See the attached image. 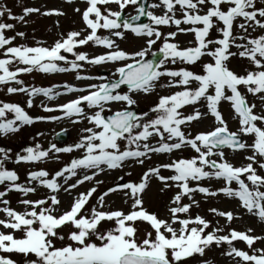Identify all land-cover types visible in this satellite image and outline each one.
Wrapping results in <instances>:
<instances>
[{"label": "snow or ice", "instance_id": "6c2138e0", "mask_svg": "<svg viewBox=\"0 0 264 264\" xmlns=\"http://www.w3.org/2000/svg\"><path fill=\"white\" fill-rule=\"evenodd\" d=\"M72 3L73 0H66ZM85 10L81 18L90 30L82 39L81 32H69L66 38L57 40L52 46H11L16 37L23 38L25 33L16 32L6 36V31L13 30L12 23L0 22V50L5 58L0 59V85L7 87V92L25 93L30 97L27 104L32 107V97L43 95L54 99L61 95L53 88H26L17 77L33 71L41 73L77 72L76 79H96L81 76L79 70L84 62L88 65L119 64L112 73L116 79L100 84H90L87 88L70 85L63 87L69 93L87 92L72 101L59 106L64 117H78L72 123L86 119L93 127L83 129L88 133L73 146L57 147L52 144L42 150L24 149L25 155H17V163H37L49 157V153H69L74 149H83L80 159H74L70 165L55 172L49 179L45 170L29 173V181L36 182L49 190L46 198L22 199L23 211L10 207L5 197L9 192H18L23 196L35 193V187L17 183L19 176L15 171L4 168L8 152L0 149V264H17L8 255L22 257L23 264H191L190 258L203 257L206 249L212 245H227L224 255L239 258L238 264H264V249H254V254L238 250L234 241H243L251 249L256 240L262 237L249 235L248 232L231 230L219 235L224 230L212 227L210 222L200 215H192V208L199 207L194 199L195 193L205 197L223 195L238 198L240 206L248 213L264 222V0H159L152 3L151 9H162V15H156L141 3V0H84ZM116 5L119 11H112L110 5ZM133 6L136 15L125 18V9ZM178 6V7H177ZM75 11L80 12L77 8ZM177 11L181 18H176ZM40 12L38 8H25L22 16H14L7 7L0 5V18L23 22L25 17ZM59 11L44 12L43 15H63ZM147 17L150 23H140ZM187 27H181V25ZM169 29L165 34L161 27ZM104 29L109 36L97 35ZM260 30L257 35H253ZM130 32L144 40L146 46L126 52L117 44V39L124 40ZM192 34V46L181 48L176 41L179 34ZM115 37L116 39H113ZM102 46L107 51L90 58L85 52L76 49L89 43ZM159 42V44H158ZM39 43V42H38ZM158 46L163 59L153 51ZM234 49V50H233ZM62 53L71 54L69 60ZM149 55L154 59H148ZM209 58L203 62L202 58ZM236 58L241 61L242 73L230 64ZM63 62L65 66H59ZM201 72L187 67L173 70L168 65H197ZM14 64L24 65L10 70ZM161 78H167L166 83ZM126 85L127 91L121 93ZM157 87L179 89L169 95H158L157 103L150 112L138 115L134 110L137 100L134 94L149 95ZM241 89L244 90L242 93ZM259 96L261 107L249 103L246 96ZM222 102L229 103L238 119L239 127L231 131L220 110ZM119 103L123 110L105 117L108 107ZM198 104L206 109L201 112ZM95 109L92 114L85 112V107ZM185 106H192L193 111L185 114ZM57 109L44 107V111ZM6 112L14 113L15 119L0 122V135L16 133L20 125H31L37 120H59L62 117H30L19 105L0 104V121ZM154 114V115H153ZM211 116L213 128L194 136L184 129L193 122ZM17 121L19 124H17ZM66 131V130H65ZM59 135V134H58ZM243 137H251L248 144ZM156 139V145L150 143ZM123 145V147H122ZM134 146V147H133ZM190 148L196 154L191 158H178L170 163L150 167L139 182H125L110 188L97 200V206L88 209L85 206L96 193L92 187L87 192H80L73 199L69 208L60 211L61 201L58 193L92 181L101 172L122 168L126 162L143 165L151 159V154H171L174 151ZM225 149L232 152L251 151L244 159L248 163L234 166L225 157ZM216 157V159H212ZM168 169L171 175H161V169ZM85 170L72 184L64 187L58 183L63 177L65 184L78 176L77 170ZM91 171V175L88 174ZM67 173V175H65ZM130 175V173H129ZM151 178L160 181L164 188L178 189L168 207L169 217L160 218L155 212L144 207L143 194ZM123 180V177H120ZM222 180L224 185L217 190L201 186L204 180ZM247 181V182H246ZM195 182V186H191ZM101 181H97V184ZM235 183L238 188L231 185ZM112 193H122L131 200L130 210L103 211L105 197ZM190 203H183L184 198ZM127 203V200L125 201ZM211 212L226 217L231 222V212ZM146 224L141 238V225ZM211 228V231H207ZM150 229V230H149ZM204 264H211L204 261Z\"/></svg>", "mask_w": 264, "mask_h": 264}, {"label": "rangeland", "instance_id": "374dc122", "mask_svg": "<svg viewBox=\"0 0 264 264\" xmlns=\"http://www.w3.org/2000/svg\"><path fill=\"white\" fill-rule=\"evenodd\" d=\"M152 3H159V0H150V5ZM0 5H3L12 11L14 16H22L24 14L25 8H38L40 12L33 13L25 17L23 22L8 20L7 16L4 18H0V22L12 23L15 25L13 30L6 31V36H13L16 32H23L25 36L23 38L16 37L13 41V45L11 46H44L50 47L57 40H60L62 37L66 38L67 34L72 31L78 32L80 28L84 24L81 13L86 8V3L84 0H73L72 3H67L66 0H0ZM149 5V10L153 11L156 15H162V9H151ZM112 11H119L116 5L108 6ZM178 7V6H177ZM79 8L80 12L75 11V9ZM49 11H59L64 13L63 15H43L44 12ZM125 18H130V16L136 15L133 6H129V8L125 9ZM176 18H181V14L177 11ZM147 23H150L148 20ZM83 27V28H84ZM181 27H187L186 25H181ZM175 30V26H172L171 29L167 27H161V31L167 34L168 31ZM90 31V30H89ZM260 30H257L253 35H257ZM81 32V39L87 35V32ZM97 35L100 36H109V32L104 29H100L97 32ZM126 38L124 40L117 39V44L122 50L126 52H134L144 46V40L141 38L135 37L130 32L125 33ZM113 39H116L113 37ZM193 40L192 34H179L176 37V41L180 44L181 48L192 46L190 42ZM39 42V43H38ZM159 44V42H158ZM234 50V49H233ZM78 52H85L88 54L90 58L102 55L107 50L102 46H97L92 44L91 42L88 45H84L76 49ZM153 51L158 52V46L153 47ZM3 50H0V59L5 58L3 56ZM69 60L74 59L71 54L62 53ZM151 57L149 55L148 59ZM203 62H208L209 58H202ZM59 66H65L63 62H58ZM83 67L79 70V74L81 76H91L96 77V79L90 80H78L76 79L77 72L69 71L64 73H41L37 71H33L31 73H22L17 78L23 81V86L26 88L39 87V88H53L55 92H67L63 87L64 85H70L77 88H87L90 84H100L107 82L108 80H114L116 77L112 75L113 72L116 71V68L120 66L119 64H103V65H88L84 62H80ZM197 65H168V67L173 70H178L180 67H187L192 71L201 72L202 69ZM241 61L233 58L230 67L235 69L238 72L242 73V68L240 67ZM17 67L23 68L24 65L14 64L10 66V70L15 71ZM162 83L167 82V78H161ZM20 87L12 83L11 85H0V104L1 103H11L19 105L24 111L32 118L36 117H62L59 120H37L31 125H20L19 131L16 133H9L7 135H2L4 139L9 143H15V150L20 151L19 154H12L8 156V159L4 161V168L10 171H15L19 176V180L17 183H20L25 186L35 187L37 191L35 193H30L28 196H23L18 192H9L8 196L5 197L10 201V207L17 211H23L24 206L20 203L22 199H41L46 198L49 195V190L41 187L36 182L29 181V173L34 171L45 170L49 173V179L53 178L55 172L61 170L63 167L70 165L71 161L74 159H80L83 157L84 150L83 149H74L69 153H49V157L43 161L37 163H17L16 157L17 155H25L26 153L21 152L27 147H33L37 144L41 146L42 150H47L50 148L52 144H55L57 147H69L78 143L83 136H86L88 133L82 131L83 129L89 128L92 125L86 119H81L79 123H72L73 119H80L78 117L67 118L63 116V113L59 111V106L70 102L72 99L67 96L61 97L58 99H49L43 98L42 95H37L32 97V107H28V100L30 97L25 93H8L7 87ZM179 89L176 88H161L157 87L156 91L149 94H134V99L137 100V105L134 106L133 109L137 110L138 115H142L144 112H150L151 107H153L158 100V95H169L174 93ZM127 89L122 90L123 94ZM242 93L244 92L241 89ZM248 102L256 103L258 108L261 107V101L259 96L253 97L251 94H247L246 96ZM44 107H49L53 109H57L56 111L46 112L44 111ZM85 112L89 115L92 114L95 109H88L86 106ZM111 111H105V114H114L116 111L123 110V106L119 103H113L108 106ZM196 107L200 109L201 112H204L206 109L202 106V104H198ZM220 110L224 115L228 123V127L231 131H236L239 127L238 119L235 118L234 111L231 109L229 103L222 102L220 106ZM185 114H190L193 111L192 106H185L184 109H181ZM154 115V114H153ZM9 119H15L14 113L8 112L5 115L2 121L6 122ZM17 124L19 122L17 121ZM213 118L208 116L202 119L200 122H193L190 127L185 128L184 130L188 133H191L192 136L200 133L207 132L212 130L213 128ZM67 131L69 133L68 141L64 144H58L54 141L55 135L62 131ZM25 134V137L28 141L25 143L19 142V135ZM243 140L248 144L252 143L251 137H243ZM150 143L156 145V139H151ZM123 147V145H122ZM134 147V146H133ZM3 154L0 153V156ZM196 154L190 148H185L183 150L174 151L171 154H151V159L145 160L143 165L140 164H132L131 162H126L125 165L120 169L108 170L101 172L99 175L95 176L92 181H86L84 184L79 185L77 188L72 189L71 192H65L63 188L57 194L58 198L61 201L60 211H65L69 208L73 199L80 192H87L92 187L97 189L96 193L93 194V197L89 200V203L85 206L86 209L97 206V200L100 195H103L110 188L115 187L118 184H123L125 182H139L141 180L142 175L150 168L157 167L162 164L170 163L172 160L178 158H191ZM246 155H251V151H239L232 152L231 150L225 149V157L226 159L232 163L234 166L239 167L243 164L248 163L244 159ZM212 159H216V157H212ZM82 173L76 178L73 177L67 184L64 182V187L75 182L77 178H79ZM130 173V175H129ZM91 175V171L88 172ZM171 171L168 169H161V175L169 176L171 175ZM261 175H264V171L260 172ZM67 175V173L65 174ZM123 177V180L120 179ZM97 181H101V183L97 184ZM247 182V181H246ZM201 186H205L210 188L211 190H217L224 185L222 180L218 181L215 179L212 180H204L200 182ZM191 186H195V182H192ZM234 189L238 188V186L233 183L231 185ZM0 190H4V185L0 184ZM178 189L175 187L164 188V185L156 180L155 178H151L149 181V186L143 194L144 199V207L147 208L150 212H155L160 218L167 219L169 217L168 207L171 205L172 197L176 194ZM194 199L199 202V207L195 206L192 208V215H200L204 217L206 220L210 222L212 227L222 228L224 231L218 233L219 235H224L230 232L231 230H236L238 232H248V229H252L249 235L262 237V239L256 240L250 249L247 244L243 241H234L233 246L238 250L246 251L249 254H254V249L261 248L264 249V222H261L258 217L253 216L248 213L245 209H243L240 204L241 202L238 198H228L223 195H219L216 197H205L203 194L195 193ZM127 200V203L125 202ZM183 203H190L187 197L184 198ZM131 200L128 199L127 196L122 193H112L109 196L105 197V207L103 211H111V210H122L127 213L130 210ZM217 209L218 211L223 212H231L233 213L234 219L231 222L227 221L226 217H221L211 212L210 209ZM3 214H0V219H3ZM145 228H149L146 224L141 225L140 235L141 238L143 236V231ZM150 230V229H149ZM0 231H5L0 228ZM207 231H211V228ZM228 249L227 245H221L217 247L216 245H212L210 249L205 250V254L203 257L195 256L190 258L191 264H204V261H210L211 264H238L239 258L229 257L224 255ZM8 255L12 259L17 261V264H23L22 257L16 254H3Z\"/></svg>", "mask_w": 264, "mask_h": 264}, {"label": "bare ground", "instance_id": "6f19581e", "mask_svg": "<svg viewBox=\"0 0 264 264\" xmlns=\"http://www.w3.org/2000/svg\"><path fill=\"white\" fill-rule=\"evenodd\" d=\"M84 27V26H83ZM80 28L79 30H78V32L79 31H82V32H87V34H88V32H89V30H87V31H84L85 29H86V27H84V28ZM81 95H85V92H75V93H67V94H64V96H70V98L72 99V98H77L78 96H81ZM44 98H46V100H48V98L47 97H45V96H43ZM60 97V95H57L56 96V98H59ZM91 127H93V125L91 126ZM78 171V176L82 173V171H85V170H77ZM89 172V171H88ZM76 178V177H75ZM69 181V180H68ZM58 183H60V184H64V179H63V177H60L59 179H58Z\"/></svg>", "mask_w": 264, "mask_h": 264}, {"label": "water", "instance_id": "95a60500", "mask_svg": "<svg viewBox=\"0 0 264 264\" xmlns=\"http://www.w3.org/2000/svg\"><path fill=\"white\" fill-rule=\"evenodd\" d=\"M144 4H146V3H144ZM145 7H146V5H145ZM159 57H160V59H162L163 58V55H162V53H160V54H157ZM154 59V58H153ZM61 137H62V135H61ZM64 137V136H63ZM61 140H63V139H61Z\"/></svg>", "mask_w": 264, "mask_h": 264}]
</instances>
